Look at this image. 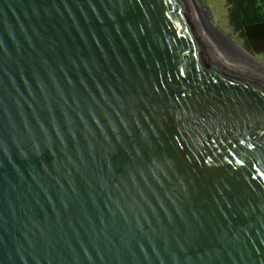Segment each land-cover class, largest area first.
Returning a JSON list of instances; mask_svg holds the SVG:
<instances>
[{
	"label": "water",
	"instance_id": "water-1",
	"mask_svg": "<svg viewBox=\"0 0 264 264\" xmlns=\"http://www.w3.org/2000/svg\"><path fill=\"white\" fill-rule=\"evenodd\" d=\"M0 264H264V73L191 0H0Z\"/></svg>",
	"mask_w": 264,
	"mask_h": 264
},
{
	"label": "trees",
	"instance_id": "trees-1",
	"mask_svg": "<svg viewBox=\"0 0 264 264\" xmlns=\"http://www.w3.org/2000/svg\"><path fill=\"white\" fill-rule=\"evenodd\" d=\"M229 23L241 44L264 59V0H226Z\"/></svg>",
	"mask_w": 264,
	"mask_h": 264
},
{
	"label": "rangeland",
	"instance_id": "rangeland-1",
	"mask_svg": "<svg viewBox=\"0 0 264 264\" xmlns=\"http://www.w3.org/2000/svg\"><path fill=\"white\" fill-rule=\"evenodd\" d=\"M193 1H194V5L196 6V9L199 8L206 17L210 18L211 21H213L214 24L216 25L217 30L222 35H230L236 42L242 45L238 35H236L232 26L229 23L226 0H193ZM253 56L264 64V59L262 57L255 55Z\"/></svg>",
	"mask_w": 264,
	"mask_h": 264
},
{
	"label": "bare ground",
	"instance_id": "bare-ground-1",
	"mask_svg": "<svg viewBox=\"0 0 264 264\" xmlns=\"http://www.w3.org/2000/svg\"><path fill=\"white\" fill-rule=\"evenodd\" d=\"M192 1L193 10L195 11V17L199 20V22L203 25L208 33H210L213 37H215L218 41L230 46L231 48L238 51L242 56H244L247 60H249L253 65H255L260 71L264 73V64L261 63L257 58L253 56L244 46L240 45L236 42L230 35H222L218 30L216 25L210 18L206 17L202 11L194 5V1ZM197 14V16H196Z\"/></svg>",
	"mask_w": 264,
	"mask_h": 264
}]
</instances>
